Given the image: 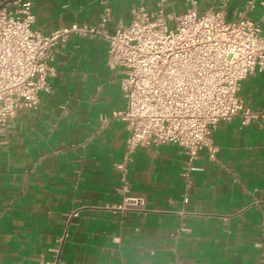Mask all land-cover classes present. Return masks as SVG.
<instances>
[{"label": "crops", "instance_id": "crops-1", "mask_svg": "<svg viewBox=\"0 0 264 264\" xmlns=\"http://www.w3.org/2000/svg\"><path fill=\"white\" fill-rule=\"evenodd\" d=\"M31 1L33 29L44 34L97 24L106 13L111 32L139 8H157V0ZM194 1L200 12L222 10L264 34V0ZM192 6L165 5L172 15ZM53 66L52 92L40 93L38 109L20 108L0 132V264H264V71L242 80L238 92L259 117L217 123L215 159L207 148L199 152L186 191L180 146L127 152L129 132L113 117L126 106L122 73L104 37L72 35ZM120 164L145 212L110 208L124 197Z\"/></svg>", "mask_w": 264, "mask_h": 264}, {"label": "built area", "instance_id": "built-area-1", "mask_svg": "<svg viewBox=\"0 0 264 264\" xmlns=\"http://www.w3.org/2000/svg\"><path fill=\"white\" fill-rule=\"evenodd\" d=\"M166 1L157 0L151 13L139 8L130 24L111 32L106 28L109 13L97 24H74L44 34L33 29L31 0H15V11L0 9V132L20 108L36 110L40 93L52 92L49 78L56 75L53 62L61 45L72 35L102 36L112 66L122 73L126 106L113 117L129 132L127 152L150 144L180 146L187 156L181 175L188 191L199 152L207 148L215 159L210 135L217 123L240 116L247 124L260 115L243 104L238 92L242 80L264 71V34L252 21H228L222 10L200 12L194 0L184 12L169 14ZM117 167L124 197L110 208L145 212V199L129 194L125 165ZM77 215V210L71 213Z\"/></svg>", "mask_w": 264, "mask_h": 264}, {"label": "water", "instance_id": "water-1", "mask_svg": "<svg viewBox=\"0 0 264 264\" xmlns=\"http://www.w3.org/2000/svg\"><path fill=\"white\" fill-rule=\"evenodd\" d=\"M15 0H5L4 2H2L0 4V9L6 7L7 5L11 4L12 2H14Z\"/></svg>", "mask_w": 264, "mask_h": 264}]
</instances>
